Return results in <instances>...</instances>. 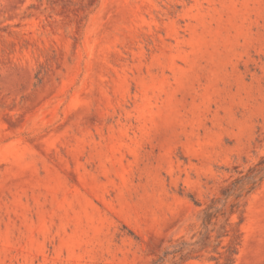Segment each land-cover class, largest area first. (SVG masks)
Returning a JSON list of instances; mask_svg holds the SVG:
<instances>
[{
	"label": "rangeland",
	"instance_id": "rangeland-1",
	"mask_svg": "<svg viewBox=\"0 0 264 264\" xmlns=\"http://www.w3.org/2000/svg\"><path fill=\"white\" fill-rule=\"evenodd\" d=\"M0 264H264V0H0Z\"/></svg>",
	"mask_w": 264,
	"mask_h": 264
}]
</instances>
